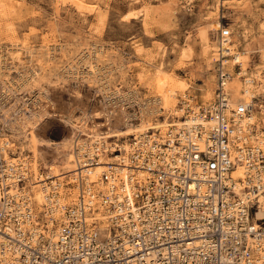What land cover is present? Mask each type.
<instances>
[{
  "label": "built area",
  "instance_id": "2783aa9c",
  "mask_svg": "<svg viewBox=\"0 0 264 264\" xmlns=\"http://www.w3.org/2000/svg\"><path fill=\"white\" fill-rule=\"evenodd\" d=\"M77 67L75 74L83 77L86 68ZM221 71L215 63L218 79L224 78ZM97 77L105 86V78ZM93 90H102L109 103L122 104L130 123L144 108L153 119L160 117L161 110L155 112L148 104L154 99L135 87ZM214 97L193 114L210 122L207 129L198 123L186 130L165 131L156 141V130L143 135L142 149L136 147L127 155V168L132 174L144 172V181L136 183L134 175L116 181L114 174L116 183L110 184L108 176L101 175L107 194L93 196L108 215L104 231L96 228L94 220L86 222L97 208L84 199V190L77 193L71 207L61 206L59 226L50 217L49 205L41 206L36 216L32 211L31 218L27 169L20 161L7 166L0 156V264H264V220L254 218L259 199L264 205V144L262 149L250 141L249 135L256 133L253 126L238 125L249 114V104L231 107L220 90ZM14 98L0 94V155L24 161L31 155L15 147L18 131L10 120L14 112L8 110ZM189 114L182 109V115ZM129 142L138 140L131 136ZM116 145L113 150L117 152H112L93 144L94 153L84 158L95 163L100 156H117L121 152ZM230 149L235 163L245 170L236 184L228 179L233 165ZM127 188L134 192L130 198ZM33 227L39 230L36 234L31 232Z\"/></svg>",
  "mask_w": 264,
  "mask_h": 264
},
{
  "label": "rangeland",
  "instance_id": "374dc122",
  "mask_svg": "<svg viewBox=\"0 0 264 264\" xmlns=\"http://www.w3.org/2000/svg\"><path fill=\"white\" fill-rule=\"evenodd\" d=\"M221 31L224 48L230 50L226 54L235 53L242 67L234 69L231 63L229 95L238 107L251 101L249 124L262 128L264 0H0V94L21 93L18 108L47 88L52 100L65 111L71 108L76 119L80 107L98 109L97 94L104 92L93 89L135 87L144 97L160 99L166 122H181L184 115L176 111L186 97L203 105L214 100V56ZM79 57L88 69L80 78L71 74V63ZM87 63L97 71L93 78ZM94 76L105 78L106 85ZM159 115L158 123L163 120ZM16 119L11 123L18 131L15 147L28 151L38 170L49 162L63 182L81 179L83 173L73 175L78 165L72 152L88 139L74 119L42 118L36 123L38 141ZM121 135L104 139L105 146L117 141L122 148L131 134ZM97 176L90 175L95 182L91 188L100 190ZM76 195L71 191L68 201Z\"/></svg>",
  "mask_w": 264,
  "mask_h": 264
},
{
  "label": "bare ground",
  "instance_id": "6f19581e",
  "mask_svg": "<svg viewBox=\"0 0 264 264\" xmlns=\"http://www.w3.org/2000/svg\"><path fill=\"white\" fill-rule=\"evenodd\" d=\"M222 33L223 31H221L220 39L217 42L218 47H217L216 54L214 56L215 57L214 62L220 65V68L222 70L221 73L224 74V78L218 79V75H216V72H215L216 83L214 87V96H215V92L217 90H220L222 94H224L225 96H228V101L231 107H238L239 105L233 104L232 97L231 95H229V83L231 82L230 78L232 77L231 63L233 64L234 69L238 67L237 68L238 70L240 69L242 70V67L240 66L239 61H237L235 53L231 55L226 54L230 50H227L226 47L224 48L223 43L225 40L224 37L226 36H224ZM219 44L221 45L220 50H219L220 48ZM80 61H81V57H79L73 63H71L72 65L75 66V70H78L77 66H81L84 69L86 68L80 63ZM84 61H85V58H84ZM87 65H89L91 68L89 71V74L93 78V75L96 74L97 71L95 70L94 66L92 67V65H90V63H87ZM87 70L88 69L86 68V71ZM71 74L74 76L75 71H73V73ZM94 77L97 78L96 76ZM20 94L21 93L13 94L16 100L13 102L11 107L8 108V110H11L14 112V116H12L10 120H12L11 123L13 125H15L13 119L18 118L19 120L23 121L24 129H26V131L28 132L27 134L32 141H38L39 139L38 132H37V127L39 125L36 126V123L42 120V118H58L60 120L74 119L73 117L70 116L72 109L69 108L68 111H65L62 108H60L56 104V102L52 100L51 91H49L47 88L43 89L42 91H39L38 94L35 93L31 98H28L30 100H25L22 107L15 108L16 106H19L22 103L21 102L22 100L20 101L19 99L24 98V97H18V95ZM103 94L102 96L100 95L102 97V100L100 99L101 102H99L98 109L89 110L87 107H80V108L78 107L79 116H77L73 122L75 126L79 128L84 133V135L87 136V139H88L87 141H84L83 143H77V146H78L77 149L75 150L74 148L72 152L73 154H75V157L73 158L72 162L78 165L72 169V171H75L73 172V175L76 176L79 173H83V175H81V179L77 177L72 180L68 179L70 180L69 182L68 180L67 182H63V180H61L56 175L55 167L57 166H54L53 163H49V162L45 164L41 163L40 167H43V170L41 169L38 170L39 164L31 161L30 159L31 156L26 158V160L21 161L22 160L21 157L20 158L17 157V159H13V158L6 156L5 153L0 155L2 156V159L4 160V163L7 166L8 165L13 166L14 164L20 161L23 165L24 170L27 169V172L26 173L24 172V177L27 175L26 178L29 184V190L31 191L29 192L30 197L28 199L31 203V208L29 207L28 209V213L29 214L31 213V218H32V211H33V214L36 216L38 212L42 211L43 208L41 206L49 205L52 208L50 217L53 221L55 220L56 225L59 226L58 222H60L59 220L61 216V212H60L61 206L68 205L69 207H71V203H74L73 202L74 199L71 201H68V197L71 191L73 192L76 191L77 193H79L80 191L84 190L85 191L84 193L87 195L86 198L84 199L89 200L91 202V205L98 209L99 206H97L96 203H98L97 201H99V198H94V196H96L94 194H98V197H99V194L106 195L107 191H106L105 185L101 183L102 181L96 182V185L99 186L100 190L91 188L92 186L95 185L94 184L95 182L94 180H92L90 175H94V176L98 175L97 179L100 180L101 175L106 174L108 176V182L110 184H113L114 182L116 183V181L118 180H123L125 177H128V176L130 177L133 175L134 177H131V178L132 180L135 179L136 183H141L142 181H144V176H146L144 172H137V173L132 174V170L127 168V167H130L129 160L127 159V155L131 151H134L136 147H140L144 145V143H142V139L145 133L149 131L153 132L154 130H156L159 134L157 137L154 138V140L156 141V140H159L160 136L163 137L165 135V131L173 132L174 130L180 129V128L186 130V129H190L192 125L194 124L196 125L198 123L203 125L202 127L206 129L210 125V122H206L202 118L200 119L199 117L193 114L196 112V109L198 108L199 105L208 106L212 101L209 102V104L203 105V104L195 103L193 102V99L190 100L189 97H186L187 99H185V101L182 102V105H183L182 109L186 108L187 110L191 111V114H189L190 116H181L182 118L181 122L172 121L171 123H169V122H166V118L163 115L162 109L160 107V99L151 98V99H154V101L151 102L150 100L148 103L149 106L155 107L156 109L155 112L158 111V108H159L161 110L160 113L163 116V120L159 123L156 122V119L154 120L151 114L147 112V109L144 108L138 111L139 116L138 118L136 117V121L134 123H130L129 122L130 117L128 116L125 109L122 107V104L117 105L115 103L112 104V103L107 102L104 99L105 96H103ZM185 102H187V104H185ZM246 104H249V107H250L248 110L249 114L244 115L243 119L238 122V125L242 126V128H245L246 126L250 125L249 123H251L252 121L251 115H254V113H252V110L254 107L253 103L250 101V103L247 102ZM244 105L245 103L240 106H244ZM182 109H178L176 111L179 117L182 114L180 113L182 112ZM97 110H98V114L95 113ZM96 120H102L103 122L98 123L96 122ZM250 126H253L254 130L256 131L255 134L249 135L250 141L252 142L253 145L259 146L260 148L263 149L264 131L261 132L259 130L261 127L259 128L258 125L252 124ZM160 128H161V131H160ZM122 129L124 131L122 132L123 135L126 133H129L131 134L129 136L136 137L138 142L137 143L134 142L133 144H131L130 142L129 144L125 143V145L124 144L122 145V148H120V143L119 145H116L117 141L115 143L111 142L110 145L113 144V146H109L108 149L112 152H117L113 150L114 146L116 145V147L118 148V151L121 153L117 156L116 155L113 156L111 154V156L113 157H110L109 159L104 160L100 156L95 161V163L93 162L91 163L92 160L90 159V157H87V159L84 158L86 155L90 156V154L94 153L93 144H96V145L102 144L103 147H107L104 144V142H106V140L104 139L115 138V137H120V136L122 137L121 135L122 133H120V130ZM102 130H104V132ZM102 134L103 135L109 134L110 136L109 137L108 135L103 136ZM98 140H102V142H98ZM2 143L3 141L1 142L0 140V145ZM147 145H149L148 142H147ZM140 148L142 149V147ZM230 150L231 152L229 151V154H230L229 160L232 161L233 165H232V168L228 172V179L232 183L236 184V182L239 179L240 180L243 179L245 175V170L242 166H239L237 163H235L234 157H233L235 153L232 149ZM80 159L82 160L80 161ZM108 160H112V164H110L111 162H109ZM79 167H84V168H81L82 169L81 170ZM110 170L112 172H109ZM107 172H109V174ZM114 174H116L117 176L116 181H114V178H113ZM5 183H8V182L6 181ZM71 184H75L74 189L71 188V190L67 191V187L70 186ZM82 186H83V190L81 189ZM239 186L240 185H238V187ZM9 193L15 194V191L10 190ZM125 193L127 194L128 198H130L131 194H133L134 192L131 189L127 188ZM118 200H120V198H118ZM259 202H260L259 204L260 207H259V210L255 212L254 218L256 220H264V205L261 203L260 199H259ZM101 210L102 209L99 207L98 212L93 211L91 214H89L86 219V222L87 224H89V221L94 220L96 222V228L99 231H104L107 229L108 224L106 223V220H107L108 215H104L103 212H101ZM46 225H47V228L49 229L50 225L48 224ZM15 231H18V229ZM37 231H39L37 227L36 228L33 227L31 230V232L34 234H36ZM9 232L12 236L14 235L13 231L9 230ZM52 241H54L53 238H52ZM262 248L264 250V242L262 243Z\"/></svg>",
  "mask_w": 264,
  "mask_h": 264
}]
</instances>
